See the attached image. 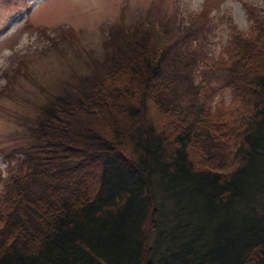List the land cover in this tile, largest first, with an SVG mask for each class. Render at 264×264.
Returning <instances> with one entry per match:
<instances>
[{"label":"trees","instance_id":"obj_1","mask_svg":"<svg viewBox=\"0 0 264 264\" xmlns=\"http://www.w3.org/2000/svg\"><path fill=\"white\" fill-rule=\"evenodd\" d=\"M247 10L220 84L194 80L201 9L121 12L87 73L40 88L0 173V264H264V13Z\"/></svg>","mask_w":264,"mask_h":264},{"label":"rangeland","instance_id":"obj_2","mask_svg":"<svg viewBox=\"0 0 264 264\" xmlns=\"http://www.w3.org/2000/svg\"><path fill=\"white\" fill-rule=\"evenodd\" d=\"M247 4L255 12L264 13V0H0V147L5 148L0 150L2 178L11 166L9 162L17 159L10 148L31 141L28 127L34 119L30 117L37 104L45 100L40 88L59 89L61 82L74 73H87L92 59L103 56L104 37L118 24L121 12L127 23L161 16L178 25L188 23L201 9H208V25L198 38L190 40V46L196 57L194 80L214 85L222 82L219 65L234 33L250 30ZM65 27L75 29L74 45L64 34ZM213 97L212 102L223 98L227 103L230 94L223 88Z\"/></svg>","mask_w":264,"mask_h":264}]
</instances>
